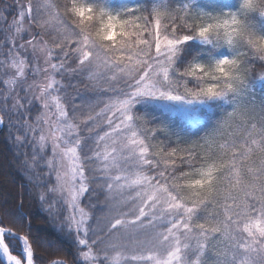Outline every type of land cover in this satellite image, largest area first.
<instances>
[{"label":"snow or ice","instance_id":"snow-or-ice-1","mask_svg":"<svg viewBox=\"0 0 264 264\" xmlns=\"http://www.w3.org/2000/svg\"><path fill=\"white\" fill-rule=\"evenodd\" d=\"M0 134V264H264V0H0Z\"/></svg>","mask_w":264,"mask_h":264},{"label":"trees","instance_id":"trees-1","mask_svg":"<svg viewBox=\"0 0 264 264\" xmlns=\"http://www.w3.org/2000/svg\"><path fill=\"white\" fill-rule=\"evenodd\" d=\"M12 152L0 134V212L14 211L17 204L23 202L24 210L31 216V229L46 245L65 247L53 232L39 205L24 186L25 182L14 167Z\"/></svg>","mask_w":264,"mask_h":264}]
</instances>
